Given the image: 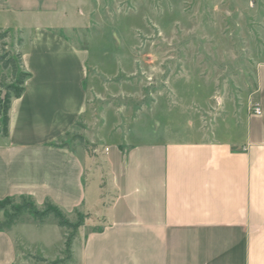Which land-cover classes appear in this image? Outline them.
Listing matches in <instances>:
<instances>
[{
    "label": "crops",
    "instance_id": "0c3cea01",
    "mask_svg": "<svg viewBox=\"0 0 264 264\" xmlns=\"http://www.w3.org/2000/svg\"><path fill=\"white\" fill-rule=\"evenodd\" d=\"M80 1L0 0V29L18 34L28 73L0 136V200L28 195L67 213L87 211L97 197L87 198L90 158L78 145L56 146L80 121L84 132L97 131L83 137L102 152L113 200L102 226L74 243L70 264H264V43L250 60L254 88L237 100L233 123L215 129L222 99V107L185 110L198 111L190 138L131 139L117 120L108 140L104 119L89 114L96 110L88 45L64 32L78 26ZM202 111L215 113L206 123ZM19 223L0 229V264H32Z\"/></svg>",
    "mask_w": 264,
    "mask_h": 264
},
{
    "label": "rangeland",
    "instance_id": "374dc122",
    "mask_svg": "<svg viewBox=\"0 0 264 264\" xmlns=\"http://www.w3.org/2000/svg\"><path fill=\"white\" fill-rule=\"evenodd\" d=\"M77 10L78 26L64 32L76 44L88 45L90 107L96 110L89 114L104 119L101 134L108 140L118 134L108 133L117 120L129 129L131 139L190 138L195 134L198 111L185 110L222 107L218 102L223 99V111L215 114L218 132L223 122L236 120L237 100H244L254 88L250 60L261 53L257 48L264 43V21L258 20L264 12L263 2L82 0ZM18 42L16 32L0 38V53L18 50ZM11 80L10 71L0 65V83ZM157 106L175 111H155ZM213 113L202 111V119L207 123ZM76 130L90 137L97 134L95 127L87 132L80 127ZM91 151L85 177L87 198L92 201L97 191L95 201L87 211L78 210L79 214L60 207L71 221L83 222L73 238L72 231L60 228L53 216L41 225L27 214L19 221L24 223L18 222L27 232L30 250H23L21 243L20 248L32 264H53L58 259H63L58 264H70L72 247L81 233L102 226L113 190L101 150L91 147ZM82 214L86 216L82 218ZM70 240L66 250L65 242ZM34 255L44 261H36Z\"/></svg>",
    "mask_w": 264,
    "mask_h": 264
},
{
    "label": "trees",
    "instance_id": "16d2710c",
    "mask_svg": "<svg viewBox=\"0 0 264 264\" xmlns=\"http://www.w3.org/2000/svg\"><path fill=\"white\" fill-rule=\"evenodd\" d=\"M9 36L8 31H0V38L4 39ZM20 40V39H19ZM19 43V42H18ZM0 65L4 69H8L11 75V81L9 83H0V136H6L8 132V121H9V109L11 98L19 97L24 90V82L28 77L26 72L20 51L7 49L3 53H0ZM2 92H4V97L2 98ZM82 128V123L79 121L74 126V129L66 135V139L57 143L56 146L66 147L69 146L74 150V144H81L87 153L90 155L91 147L96 149L98 146L88 145L81 133H79L76 128ZM0 210L3 213V217L0 220V229H8L16 225L24 215H29L33 220L41 225L49 216H53L57 225L60 228L71 230L72 238L76 232V229L80 227L83 222L71 221L66 212H64L57 204L50 201V199H45L41 204H38L35 199L28 195H19L12 198H6L0 200ZM75 214H79L78 210L73 211ZM82 218L86 214L80 215ZM71 238V240H72ZM71 240L65 242L66 250L70 249ZM36 261H44L43 258L38 255L32 256ZM63 259H58L53 262V264H58Z\"/></svg>",
    "mask_w": 264,
    "mask_h": 264
},
{
    "label": "built area",
    "instance_id": "2783aa9c",
    "mask_svg": "<svg viewBox=\"0 0 264 264\" xmlns=\"http://www.w3.org/2000/svg\"><path fill=\"white\" fill-rule=\"evenodd\" d=\"M253 110H254V112H259V107L255 106Z\"/></svg>",
    "mask_w": 264,
    "mask_h": 264
},
{
    "label": "water",
    "instance_id": "95a60500",
    "mask_svg": "<svg viewBox=\"0 0 264 264\" xmlns=\"http://www.w3.org/2000/svg\"><path fill=\"white\" fill-rule=\"evenodd\" d=\"M2 98L4 97V92H2V96H1Z\"/></svg>",
    "mask_w": 264,
    "mask_h": 264
}]
</instances>
